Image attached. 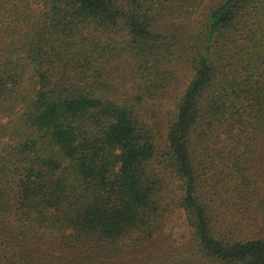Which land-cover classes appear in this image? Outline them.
I'll use <instances>...</instances> for the list:
<instances>
[{"label":"trees","instance_id":"16d2710c","mask_svg":"<svg viewBox=\"0 0 264 264\" xmlns=\"http://www.w3.org/2000/svg\"><path fill=\"white\" fill-rule=\"evenodd\" d=\"M205 1L0 0V264H264L263 238L213 221L234 202L264 216V0L210 9L194 60L152 32ZM184 70L163 148L148 103Z\"/></svg>","mask_w":264,"mask_h":264},{"label":"rangeland","instance_id":"374dc122","mask_svg":"<svg viewBox=\"0 0 264 264\" xmlns=\"http://www.w3.org/2000/svg\"><path fill=\"white\" fill-rule=\"evenodd\" d=\"M221 0H206L198 12L191 18L179 21H168L161 25L154 26L152 32L160 34H173L177 39L186 46L190 51V58L197 59L200 54L204 53L205 43L203 38H206V21L210 9L220 3ZM176 90L170 95L169 100H165L163 108H159L158 102H149L148 106L151 110L160 109L155 114L156 119L161 125L160 136L164 148V134L168 125L175 118V107L173 100L180 98L182 91L190 82L191 77L188 75V70H184ZM164 102V101H163ZM154 103L155 105H153ZM154 116V115H153ZM161 168V169H160ZM155 169L160 174H165L164 181L167 184V194L165 204H171L168 209L170 212L167 214L166 224L168 229H171L175 236L182 235L183 241L191 237L189 228L187 227L185 216L181 209H179L176 201V194L179 193L178 182L174 179L168 178L169 173H165L163 166H155ZM178 200V199H177ZM260 203L263 204L264 201ZM214 221L215 236L218 238H231L230 240H244L250 238H263L264 239V216L258 211L251 212L250 210H241L237 203H232L230 206L219 208L215 213Z\"/></svg>","mask_w":264,"mask_h":264}]
</instances>
